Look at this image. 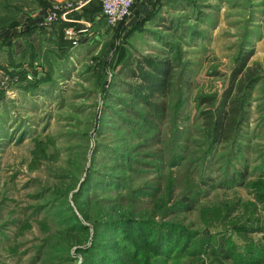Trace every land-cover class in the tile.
<instances>
[{
    "label": "rangeland",
    "instance_id": "obj_1",
    "mask_svg": "<svg viewBox=\"0 0 264 264\" xmlns=\"http://www.w3.org/2000/svg\"><path fill=\"white\" fill-rule=\"evenodd\" d=\"M161 1L158 22L144 20L136 0L97 38L60 48L59 37L57 48L34 51L27 43L0 66V264H120L104 245L128 238L107 226L152 212L184 232L158 264H234L212 252L219 244L234 256L261 249L264 0ZM246 50L255 70L247 117L235 141L210 145L198 128L202 97L220 93ZM147 55L174 66L161 96L169 108L151 129L128 114L139 107L128 65ZM182 192L195 205L162 216ZM93 243L102 249L89 251Z\"/></svg>",
    "mask_w": 264,
    "mask_h": 264
},
{
    "label": "trees",
    "instance_id": "obj_2",
    "mask_svg": "<svg viewBox=\"0 0 264 264\" xmlns=\"http://www.w3.org/2000/svg\"><path fill=\"white\" fill-rule=\"evenodd\" d=\"M156 1L159 3V6L154 7H161L162 1ZM164 2L170 4L172 0H165ZM92 3L98 5L99 10H102L100 0H88L79 10L75 9L71 11L69 15L74 18H80L84 12L90 13L92 11L90 9ZM154 7L147 12L143 18L144 20L148 19L151 22H158L160 20V10L156 12V10L154 11ZM91 13L87 15L91 16ZM90 18L94 21L93 17ZM58 22H60L58 27L62 34H64L63 30L65 26L74 24L72 21L67 20ZM93 23L96 22L94 21ZM101 23L103 25L107 24L103 16L97 24ZM31 25L43 27L39 26L37 21L33 22ZM10 26H13V24ZM251 52V50L242 51L236 56L227 82L220 93L212 92L202 97L203 100L201 102L202 104L204 103V106L198 110L196 116L198 118L199 131L202 132L210 145L224 141H235L237 138L236 136L239 134L240 126L247 117V95L255 81V70L253 67L247 65L248 59L252 55ZM128 58L129 55L123 59L122 65L127 64ZM173 67L170 57L165 56L160 58L148 55L144 56L142 60L139 59L136 61L135 66L128 65V69H130L132 73L136 72L138 75L134 78L136 79L134 82L128 83L129 88L127 90L134 96V101H136L137 104L139 103V107H136L137 105L130 107L128 109V114L133 113L132 115L142 121L146 129L158 128L157 123L167 113L169 108L167 96H161L164 94L169 95L171 91V71ZM110 88H112V84ZM130 148L133 149V146ZM154 155L156 154L154 153ZM130 162L131 160H129L128 163L130 164ZM134 162L140 163L141 161L136 159ZM129 167L130 165L128 168ZM131 168L134 167L131 166ZM237 172H240L242 176L245 175L243 169ZM236 174L237 173H234L233 175L236 177ZM229 179L231 180L233 177L230 176ZM259 189L262 190L261 198L264 200V187ZM123 198L124 196L119 195L114 200L121 202L122 200L120 199ZM171 198L170 196L169 200ZM157 201L159 200L155 202ZM125 202L129 203L130 200L126 199ZM155 202H153V205ZM194 205L193 197L182 192L174 199L171 207H169L168 204H164L160 208H162L163 211L162 216L167 217L180 212V210H189ZM154 206L159 207L157 205ZM152 214L153 215L148 219H143L138 216H136L138 218L130 217L127 219L128 223L126 224L123 223L126 221L121 220L120 223L125 225L113 224L112 226H107L112 230L119 231L122 237L128 239L125 240L123 238L124 242L122 245H104L106 250L110 251V253L107 255L105 254V256L110 259H118L120 264H158L159 259L163 255H167L170 250L166 248L165 245H170L171 241H176L177 236L184 232L182 226H179L176 230L173 229V226L177 225L174 220H154V213L152 212ZM97 215L99 216V214ZM105 220L111 221V218L106 217ZM93 241L96 242L95 240ZM102 247L100 243H95L89 251H97L99 248L101 250ZM219 249V253L216 252V250H212V252L218 254L223 260L232 257L233 259L231 261L234 262V264H264V244H262L259 251L254 248L247 250L248 257L242 256L239 253L237 256H234L232 251L224 249L220 244ZM91 255L94 256L93 253ZM164 260L162 264H165ZM99 262H101V260H99ZM225 263L227 262L225 261Z\"/></svg>",
    "mask_w": 264,
    "mask_h": 264
},
{
    "label": "crops",
    "instance_id": "obj_3",
    "mask_svg": "<svg viewBox=\"0 0 264 264\" xmlns=\"http://www.w3.org/2000/svg\"><path fill=\"white\" fill-rule=\"evenodd\" d=\"M66 1L69 0H0V66L10 65L11 51L14 56L22 57L27 43L29 46L31 45L30 47L33 51L39 49L45 43H49L54 48H57V43L54 40L60 37L64 40V43L59 44L58 47L68 46L70 42L64 37V34H62L58 27L60 23L58 21L64 19L61 18V20L59 19L43 27L31 25L55 5H61ZM155 3V0H137L135 11L139 14L144 12L143 16H145L155 6ZM90 9L92 10V13L90 12L91 16L87 15H90V13L84 12L80 18L91 19L90 17H93L96 23H93V26L84 32L81 41L85 39L88 41L92 37L97 38V36L103 33L102 26H105L102 23L97 24L102 17L98 5L92 3ZM69 17L71 16L69 15ZM11 24L13 26H10ZM79 25L82 26V24Z\"/></svg>",
    "mask_w": 264,
    "mask_h": 264
},
{
    "label": "built area",
    "instance_id": "obj_4",
    "mask_svg": "<svg viewBox=\"0 0 264 264\" xmlns=\"http://www.w3.org/2000/svg\"><path fill=\"white\" fill-rule=\"evenodd\" d=\"M87 1L88 0H69L61 5L57 4L41 16L37 20V24L39 26H45L61 18L72 21L74 24L65 26L63 31L64 37L70 44L76 46L81 41L84 32L92 26L93 21L87 18H71L69 17V13L82 7ZM135 1L136 0H100L102 9L101 15L108 25H114L131 14ZM79 24H82V26Z\"/></svg>",
    "mask_w": 264,
    "mask_h": 264
}]
</instances>
